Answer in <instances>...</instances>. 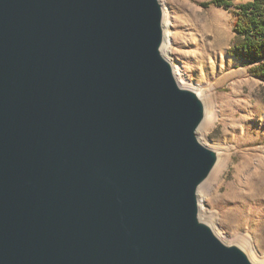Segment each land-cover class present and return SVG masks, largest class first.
Segmentation results:
<instances>
[{
	"label": "water",
	"instance_id": "obj_1",
	"mask_svg": "<svg viewBox=\"0 0 264 264\" xmlns=\"http://www.w3.org/2000/svg\"><path fill=\"white\" fill-rule=\"evenodd\" d=\"M160 0H0V264H256L199 217L218 152L161 54Z\"/></svg>",
	"mask_w": 264,
	"mask_h": 264
},
{
	"label": "rangeland",
	"instance_id": "obj_2",
	"mask_svg": "<svg viewBox=\"0 0 264 264\" xmlns=\"http://www.w3.org/2000/svg\"><path fill=\"white\" fill-rule=\"evenodd\" d=\"M205 1L160 0L169 38L164 57L182 85L203 97L206 117L197 136L220 156L198 193L200 219L264 264V81L228 53L232 14Z\"/></svg>",
	"mask_w": 264,
	"mask_h": 264
},
{
	"label": "trees",
	"instance_id": "obj_3",
	"mask_svg": "<svg viewBox=\"0 0 264 264\" xmlns=\"http://www.w3.org/2000/svg\"><path fill=\"white\" fill-rule=\"evenodd\" d=\"M234 1L210 0L201 5L222 7L232 14L235 39L228 53L248 67L252 76L264 81V0H248L239 4H234Z\"/></svg>",
	"mask_w": 264,
	"mask_h": 264
},
{
	"label": "bare ground",
	"instance_id": "obj_4",
	"mask_svg": "<svg viewBox=\"0 0 264 264\" xmlns=\"http://www.w3.org/2000/svg\"><path fill=\"white\" fill-rule=\"evenodd\" d=\"M163 20H164V15H163ZM162 20V28H163V42H162V45H161V47H160V52H161V54L164 56V54H167V43H168V36L165 34V32H164V27H165V22ZM172 69H173V74H174V77H175V79H176V81H177V83L180 85V86H182V87H184L183 85H182V79H181V75L179 74V72H178V70L175 68H173V66H172ZM199 94V93H198ZM199 96H200V98L202 99V101L204 102V105H205V116H204V119H203V121H202V123L204 122V120H205V117H206V104H205V101H204V99H203V97L199 94ZM202 123L200 124V126L202 125ZM200 126L197 128V130H196V135H197V131H198V129L200 128ZM198 137V136H197ZM199 139V138H198ZM200 140V139H199ZM201 141V140H200ZM202 142V141H201ZM219 161H220V156H219V154H218V160H217V162H216V164H215V166L213 167V169L211 170V172H210V174L208 175V177L206 178V180L199 186V188H198V193H200L201 191H202V189L204 188V183L205 184H207L206 183V181H208V179L209 178H211V176H213L214 174H215V172L217 171V166H218V164H219ZM198 202L200 203V200L198 199ZM199 217H200V205H199ZM216 234V233H215ZM217 235V234H216ZM218 236V235H217ZM219 237V236H218ZM220 238V237H219ZM247 254V253H246ZM247 256H248V254H247ZM253 256V255H252ZM248 258L253 262L254 261V259L253 258H251L250 256H248ZM254 263H256V262H254Z\"/></svg>",
	"mask_w": 264,
	"mask_h": 264
}]
</instances>
